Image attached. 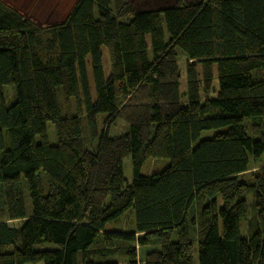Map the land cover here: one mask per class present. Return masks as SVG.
Listing matches in <instances>:
<instances>
[{"label":"trees","instance_id":"obj_1","mask_svg":"<svg viewBox=\"0 0 264 264\" xmlns=\"http://www.w3.org/2000/svg\"><path fill=\"white\" fill-rule=\"evenodd\" d=\"M191 4L182 16L189 1L135 10L129 0H76L44 26L0 0V87L16 92L12 104L0 100V264H140L139 248L150 245L142 264H196V251L199 264H264V236L253 222L242 227L250 196L264 211V164L247 176L264 154V0ZM103 46L109 73L93 72L95 100L82 88L84 114L71 129L78 64ZM178 48L218 62V90L212 79H188L181 92L171 70ZM182 96L202 101L183 111ZM89 117L104 123L93 145ZM118 119L129 126L133 163L124 185L126 140L108 130ZM150 157L170 164L142 174ZM16 177L26 179L30 213ZM14 198L19 225L6 214Z\"/></svg>","mask_w":264,"mask_h":264},{"label":"rangeland","instance_id":"obj_2","mask_svg":"<svg viewBox=\"0 0 264 264\" xmlns=\"http://www.w3.org/2000/svg\"><path fill=\"white\" fill-rule=\"evenodd\" d=\"M9 5L16 7L21 11L23 14L27 15L30 19H32L35 23H39L41 25H49V23L54 22H60L61 20L65 19V16L67 13L71 10V7L73 6L74 2L76 0H4ZM130 3H132L133 8L135 10L140 9H151V8H162L164 5L167 4H174L176 0H129ZM189 1L190 5H186L185 7L181 8L178 12L180 15L185 16L189 10L194 8L195 6L191 3L198 2L199 0H184ZM115 26V23H114ZM166 28V27H165ZM166 36L169 38L168 31L166 28ZM150 43V42H149ZM250 50L258 51V48H251ZM177 56L176 60L172 63L171 70H172V77L179 79L180 81V90L181 92H184L187 87L188 79H197V80H203V79H212L213 82V88L215 90H218L219 88V68H218V62L213 60L210 62H203V61H193L190 58L186 56L184 51L181 48L177 49ZM151 54V50H150ZM109 67H110V61H109V50H107L104 46L96 49L95 52L88 55L83 61H80L78 64V74H80V82H81V89L76 92L75 97L73 98L72 103V109L74 112V117L70 120V128L73 129L77 122L78 117L83 116L84 114V108H83V98H82V88L86 85L90 88L91 95L93 96V99H96L95 96V84H94V71L96 69L102 68L104 70V73H109ZM1 88V87H0ZM16 92L15 88L11 86H6L5 88L0 89V100L2 103H8V105L15 102ZM52 98H53V106L55 109L56 116H58V111L56 109L57 107V101L55 98L54 92H52ZM147 99V94L145 92L142 93V95L138 98L137 101L144 102V100ZM202 101V100H201ZM201 101L193 104L191 101H188L187 96H182V104H183V111H190L193 109V106H197L198 103L200 104ZM4 105V104H2ZM88 119V130H89V136L92 142V145L95 143L97 144V139L99 138V135L101 134V128L104 127L103 118H95V117H89ZM109 133L110 135H121L124 136V140H126V144L124 145L123 150V156L119 161V166L117 169V175L119 178V181L123 183V185L127 182H131L134 178L133 174V163L131 162V155L129 151V141L127 140V136L129 135V126L128 124L123 121L122 119H118L116 121H113L110 123L109 126ZM48 132H49V143L52 145L59 144L58 135L56 132L55 124L50 122L48 124ZM217 132V130H203L200 137L201 140L204 138H212L214 137V134ZM2 138L0 134V146L3 148V145L1 143ZM37 141H40V137H37ZM170 164L169 159L167 158H147L142 169V174H151L154 172L161 171L165 168H167ZM264 164V154L261 156V158L252 164V170L247 174L249 177L252 175V173L256 172L258 168H260ZM43 183L45 186L46 191L47 189V178L45 176V173L42 175ZM14 190L16 191V197L17 198H24L25 202L27 204V213H30L33 208V201L31 199L30 191L27 187L26 179L23 177H16L14 178ZM16 198L11 200H6V214L8 215V221L11 225H19L20 220L17 218L15 213V205H16ZM253 199L250 196L248 198L247 202L249 204L250 210H249V217L247 220H244L242 223L243 229L247 227V223L253 222L256 226H258L259 231L262 236H264V211L257 213L255 208H252ZM127 219L131 218V213L127 214ZM125 217V218H126ZM125 224V223H124ZM123 225V224H121ZM112 227V226H111ZM123 230H127L128 227H125V225L122 227ZM197 246V245H196ZM47 247H54V244L47 243V244H36L35 248L41 250L45 249ZM154 248V246H145L139 248V260L140 264H142L143 260L145 259L146 253ZM198 256L199 253L196 251L195 255V263H198ZM114 260V257H109ZM119 261L125 260L120 259ZM26 264H32V263H26ZM36 264H45L43 261L37 262Z\"/></svg>","mask_w":264,"mask_h":264},{"label":"crops","instance_id":"obj_3","mask_svg":"<svg viewBox=\"0 0 264 264\" xmlns=\"http://www.w3.org/2000/svg\"><path fill=\"white\" fill-rule=\"evenodd\" d=\"M250 51H251V52H254V51H252V50H250ZM172 63H173V62H172ZM172 63H171V66H172ZM172 78L176 80L178 77H177V78L172 77Z\"/></svg>","mask_w":264,"mask_h":264}]
</instances>
